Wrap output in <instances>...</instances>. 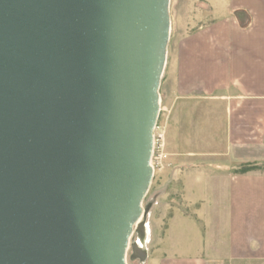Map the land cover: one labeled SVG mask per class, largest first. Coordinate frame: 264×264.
<instances>
[{
    "label": "water",
    "instance_id": "water-1",
    "mask_svg": "<svg viewBox=\"0 0 264 264\" xmlns=\"http://www.w3.org/2000/svg\"><path fill=\"white\" fill-rule=\"evenodd\" d=\"M169 3L0 0V264H127Z\"/></svg>",
    "mask_w": 264,
    "mask_h": 264
},
{
    "label": "rangeland",
    "instance_id": "rangeland-1",
    "mask_svg": "<svg viewBox=\"0 0 264 264\" xmlns=\"http://www.w3.org/2000/svg\"><path fill=\"white\" fill-rule=\"evenodd\" d=\"M229 5L230 0H170L171 29L156 123V131H164V145L154 154L153 178L142 203L146 210V216L141 217L146 237L142 241L138 232H133L127 264H162L164 258L181 256L203 264H264L231 261L225 245L227 212L225 198L219 194L225 192L228 184L225 173L235 172L234 168L241 164L221 162L225 161L226 144L223 104L177 97L175 86L170 83L174 77L173 73L169 75V62L181 40L227 17ZM170 120L178 124L177 131H172L173 139L166 127ZM253 162L260 168L251 171L264 172V159L244 163ZM135 242L146 250L145 259L132 258Z\"/></svg>",
    "mask_w": 264,
    "mask_h": 264
},
{
    "label": "crops",
    "instance_id": "crops-1",
    "mask_svg": "<svg viewBox=\"0 0 264 264\" xmlns=\"http://www.w3.org/2000/svg\"><path fill=\"white\" fill-rule=\"evenodd\" d=\"M229 10L227 17L181 40L169 75L177 97L223 104L221 162L239 165L264 159V0H230ZM166 127L173 139L178 124L170 120ZM225 174L228 184L219 197L225 198L228 255L231 261L264 263V172ZM162 264L203 262L181 256L164 258Z\"/></svg>",
    "mask_w": 264,
    "mask_h": 264
},
{
    "label": "built area",
    "instance_id": "built-area-1",
    "mask_svg": "<svg viewBox=\"0 0 264 264\" xmlns=\"http://www.w3.org/2000/svg\"><path fill=\"white\" fill-rule=\"evenodd\" d=\"M156 129H157V126L155 127V130H154L153 152H152L151 164L153 163L152 161H153L155 152L156 151L158 152V150H160V148L162 149L163 148V145H164V131L161 132V133H158L156 131Z\"/></svg>",
    "mask_w": 264,
    "mask_h": 264
},
{
    "label": "trees",
    "instance_id": "trees-1",
    "mask_svg": "<svg viewBox=\"0 0 264 264\" xmlns=\"http://www.w3.org/2000/svg\"><path fill=\"white\" fill-rule=\"evenodd\" d=\"M240 15V12H237V15ZM242 25L246 27L248 24L242 21ZM260 168V165L257 163H244L234 168V171L237 173H245L254 169Z\"/></svg>",
    "mask_w": 264,
    "mask_h": 264
},
{
    "label": "bare ground",
    "instance_id": "bare-ground-1",
    "mask_svg": "<svg viewBox=\"0 0 264 264\" xmlns=\"http://www.w3.org/2000/svg\"><path fill=\"white\" fill-rule=\"evenodd\" d=\"M139 234L140 239H145L146 237V225H144L139 231H137Z\"/></svg>",
    "mask_w": 264,
    "mask_h": 264
}]
</instances>
